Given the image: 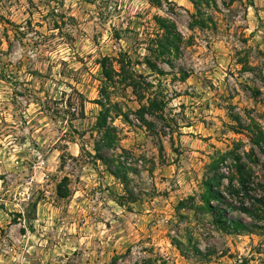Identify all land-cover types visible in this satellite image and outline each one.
<instances>
[{"label": "rangeland", "instance_id": "374dc122", "mask_svg": "<svg viewBox=\"0 0 264 264\" xmlns=\"http://www.w3.org/2000/svg\"><path fill=\"white\" fill-rule=\"evenodd\" d=\"M191 14L189 0H0L3 264H264L262 223L226 234L195 207L222 156V193L236 155L264 198V147L249 140L264 138V0L202 5L203 28ZM155 17L181 35L162 74L142 64ZM65 45L78 67L60 60L57 80Z\"/></svg>", "mask_w": 264, "mask_h": 264}, {"label": "trees", "instance_id": "16d2710c", "mask_svg": "<svg viewBox=\"0 0 264 264\" xmlns=\"http://www.w3.org/2000/svg\"><path fill=\"white\" fill-rule=\"evenodd\" d=\"M196 11V14H191L190 27L203 28L206 25V21H211L209 17L204 19L201 14V6L207 7L214 6L215 0H189ZM159 5V2H157ZM155 24L159 33L156 34L155 48H149L150 55L143 58L142 64H144L152 73L162 74L163 72L157 65V60L163 59L164 56H168V59L161 60L166 64H170L171 58L175 57L179 53V44L181 42V35L176 30L174 23L164 19L155 17ZM154 59V60H153ZM108 60L101 62V69L104 77L107 81H111V75L107 72L110 68L106 67ZM150 86V85H148ZM150 106L157 108L155 100H150ZM99 124L104 126L105 117L99 119ZM263 135L260 131L253 133L249 140L252 146L258 148L264 147ZM251 155L253 153L251 152ZM98 160L104 161V158L96 155ZM254 159V158H253ZM255 161V159L253 160ZM225 162V157H221L217 162L211 164V168L214 170L213 176L205 179L202 182V191L199 195L200 205L195 206L199 211L211 214L214 219V224L217 228L226 234H251L256 230H263L264 226V198L256 194L257 187H261L253 180L254 174L251 169L241 162L240 158L236 155L232 157L233 165L231 166L230 176L227 178L229 185L226 188L227 197L219 189L221 181L225 178L224 175L217 172L218 165H222ZM116 177L117 174L111 172ZM59 196L62 197L60 191ZM192 200V198H190ZM221 205H224L222 207ZM226 207L232 211H238L239 213L246 215L253 222L247 224L239 219L230 218L226 215ZM258 223H262L263 226H259ZM176 246H179L176 244Z\"/></svg>", "mask_w": 264, "mask_h": 264}, {"label": "clouds", "instance_id": "9594fccd", "mask_svg": "<svg viewBox=\"0 0 264 264\" xmlns=\"http://www.w3.org/2000/svg\"><path fill=\"white\" fill-rule=\"evenodd\" d=\"M68 52H69V49L67 48V45H65V46H64V51H63V54H62V55H57L56 53H51L52 60H53L54 62H57V63H55V66H54L53 69H52V76H53L55 79H57V80L63 79V78L59 75V73H60V65H59L58 62H59L60 60H62V59H67V60H69V64H70L71 67H78L77 65H75V64L73 63V59H72L71 57H69ZM67 82H68V81H66V83H67ZM48 83L51 84V81H49ZM66 83L63 84V85H60V86H59V90L55 93V95L53 96V99L58 98L59 95H60V93H64V92L71 93L72 90H71V88H69V87L66 86ZM52 87H53V88H56L57 86H56V85H52ZM2 100H3V97H2V95H0V101H2ZM36 110H37V109L35 108V106H33V107H31V108L28 109L29 112H35ZM45 143H47V142H45ZM23 147H24V148H29L30 145L26 143ZM41 147H44V145H41ZM33 154L36 155L37 157H40V156H41V153H39V152H35L34 150H33ZM42 166H43V160L41 159L40 163H38V164L36 165L37 170L39 171V169H40ZM37 226H39V222H37ZM32 239H34V237H33ZM17 258H18V257H17ZM0 264H3L2 259H0Z\"/></svg>", "mask_w": 264, "mask_h": 264}]
</instances>
